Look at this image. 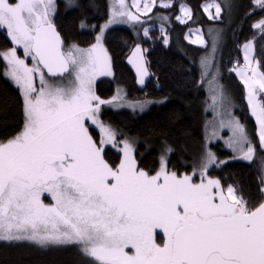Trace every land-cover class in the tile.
I'll return each mask as SVG.
<instances>
[{
	"label": "snow or ice",
	"instance_id": "1",
	"mask_svg": "<svg viewBox=\"0 0 264 264\" xmlns=\"http://www.w3.org/2000/svg\"><path fill=\"white\" fill-rule=\"evenodd\" d=\"M60 7L0 0L10 41L0 74L19 92V119L0 116V240L75 246L86 264H264V0H109L104 12L96 0H63L91 34L86 42L62 34ZM225 15L228 29L218 26ZM118 24L131 29L127 61L140 85L149 76L143 43L169 46L179 24L183 39L202 46L193 83H207L213 119L190 162L173 163L176 149L161 134L142 166L139 138L104 118L105 108L142 112L167 100L129 101L119 87L108 99L97 94V77L115 78L109 34ZM228 31L237 55L225 62ZM225 73L243 85L251 127L236 115ZM221 140L230 155L216 147ZM258 155L255 192L213 175Z\"/></svg>",
	"mask_w": 264,
	"mask_h": 264
},
{
	"label": "trees",
	"instance_id": "2",
	"mask_svg": "<svg viewBox=\"0 0 264 264\" xmlns=\"http://www.w3.org/2000/svg\"><path fill=\"white\" fill-rule=\"evenodd\" d=\"M61 5L59 14L56 16V23L60 26L62 34H66L69 39L86 42L91 38L88 30H80L76 26V12L65 11L63 0H57ZM100 5V12L105 11L108 0H96ZM200 0H193L198 3ZM246 3L247 0H242ZM204 23H210L204 16ZM226 27L227 21L221 23ZM178 27H182L177 24ZM176 32H180V28ZM229 24L226 29H228ZM114 31L109 34L110 50L117 53L114 65V76L99 78L96 82V91L101 97H109L115 90L116 85H122L128 92L130 98H167L163 104H152L148 110L135 113L130 110L105 109L106 120H110L115 126L124 130L130 135L137 136L140 141L138 160L142 159V166H151L155 156L158 154V145L161 134L167 137L176 149L173 156V163H180L181 160L187 162L191 159L192 149L197 150L202 139V101L205 98L203 87H195L193 80L199 81V68L196 59L198 51L192 58L179 51L173 41L169 46H164L162 42L149 41L143 43V47L148 49L147 60L151 78L143 90H139L135 85V76L129 68L126 57L130 52L132 44L131 29L126 26H113ZM229 42L224 49V60L235 57L237 53L231 40V31L227 33ZM128 41L126 46L124 41ZM10 46V41L6 37V31L0 29V48ZM82 46H85L82 43ZM196 50H203L202 47L193 46ZM231 65H228L230 67ZM2 67V62H0ZM229 85V90L235 97V102L239 106L237 113L251 127L254 124L253 118L248 113L246 100L242 99L243 85L235 74L228 76L225 73L222 81ZM19 92L18 89L0 74V116L7 114L12 121L19 119ZM150 144L149 149L145 145ZM216 147L223 153L229 151ZM261 168L259 155L253 161H241L230 163L223 172H214L213 175H230L233 179L243 183L247 190L255 192V185ZM181 171L184 168L181 167ZM0 264H86L84 258L75 246H53L40 248L29 242H6L0 241Z\"/></svg>",
	"mask_w": 264,
	"mask_h": 264
},
{
	"label": "rangeland",
	"instance_id": "3",
	"mask_svg": "<svg viewBox=\"0 0 264 264\" xmlns=\"http://www.w3.org/2000/svg\"><path fill=\"white\" fill-rule=\"evenodd\" d=\"M108 2H109V0H108ZM205 16H206V14H205ZM206 17H207V16H206ZM223 21H225V22L227 21V25L229 24V21H228V17H227V15L224 16ZM208 24H209V23H204V24H203V27L206 29L207 26H208ZM118 25H120V26H126V27L129 28L128 25H124V24H118ZM227 25H226V27H227ZM114 26H117V25H114ZM218 26L226 29V27H224V25L221 24V23H220ZM177 27H178V26L176 25V26H175V31L172 33V41H173L175 47H176L179 51H181L182 53H184L185 55H187V56L190 57V58H192V56L195 55V53H197L198 51H200V52L197 54V57H196L197 61L199 62V57H200V55H201V53H202L203 50H196V49H194L193 47H191V46H190L191 43H190L188 40L183 39V33L186 32L187 29L184 28L183 26H182V27H178V28H180V32H176V28H177ZM193 38H194V37H193ZM205 39H208L207 35L205 36ZM177 40H179V44L177 43ZM191 45H193V44H191ZM193 46L202 47V46H199V45H193ZM21 51H22V50H21ZM102 77H109V76H100V77H97V79H96V81H95V88H96V82H97V80H98L99 78H102ZM223 83H224V82H223ZM118 87H119V88H122V89L127 93V98H128L129 101H134V100H136V99H142V98H130V97L128 96V92H127V90H126L122 85H116L115 90L113 91V93H112L109 97H104V98L102 97V98H103V99H108V98H110L112 95L115 94L116 89H117ZM203 89H204V91H205V98H204V100L202 101V112H203V115H202V135H203V132H204V124H205V122H206V121H211V120L213 119V113H212L211 109L208 108V105L211 103V100H210V98H209V95H210V94H209V90H208V85H207V83L204 84ZM96 92H97V91H96ZM97 94H98V93H97ZM98 95H100V94H98ZM148 99H151V100H160V99H155V98H148ZM206 102H207V103H206ZM235 103H236V102H235ZM151 105H152V104H151ZM151 105H149L148 107H146L144 111L148 110V108H149ZM236 105H237V103H236ZM237 108H239L238 105H237ZM105 109H111V108H105ZM123 109L130 110V109H128V108H123ZM206 109H208V110L206 111ZM130 111H131V110H130ZM144 111H142V112H144ZM236 111H237V109H236ZM132 112H133V111H132ZM140 112H141V111H139V110L135 111V113H140ZM142 112H141V113H142ZM248 113L250 114V112H248ZM236 115L239 116V114H238L237 112H236ZM253 120H254V118H253ZM221 135L224 137V139H227L228 136L230 135V133H229V131H228L227 129H225V130L222 131ZM214 143H215V144H220L221 148L225 149V145H224V143H223L222 140H221V141H214ZM225 150H226V149H225ZM197 151H198V149H197V150L192 149L191 156H194V155L196 154ZM228 155H230V152H229V154H225V155H223V156H228ZM181 161H183V162H187L186 160H183V159H182ZM189 162H190V161H189ZM0 241H3V240H0Z\"/></svg>",
	"mask_w": 264,
	"mask_h": 264
},
{
	"label": "water",
	"instance_id": "4",
	"mask_svg": "<svg viewBox=\"0 0 264 264\" xmlns=\"http://www.w3.org/2000/svg\"><path fill=\"white\" fill-rule=\"evenodd\" d=\"M129 54H130V52H129ZM129 54H128V55H129ZM128 55H127V56H128ZM126 62H127L128 66H129V68L131 69V71L133 72L134 76H135V85H136V87H137L139 90H143L144 87H145V85L147 84V82H148V81L150 80V78H151L150 70L148 69V70H149V76L145 78V84H144V85H140V84L137 82L136 71H135V69L132 67V65L128 63V61H127V57H126Z\"/></svg>",
	"mask_w": 264,
	"mask_h": 264
}]
</instances>
